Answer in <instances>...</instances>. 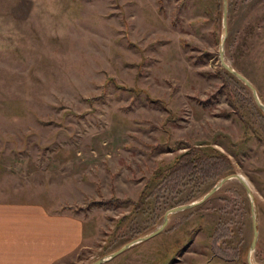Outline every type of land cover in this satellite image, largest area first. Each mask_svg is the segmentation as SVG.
I'll return each instance as SVG.
<instances>
[{
    "label": "rangeland",
    "instance_id": "374dc122",
    "mask_svg": "<svg viewBox=\"0 0 264 264\" xmlns=\"http://www.w3.org/2000/svg\"><path fill=\"white\" fill-rule=\"evenodd\" d=\"M0 0V204H40L84 227L56 264H264V0ZM219 12V13H218ZM226 72V73H224ZM231 76V75H230ZM191 147L225 156L206 184L133 203ZM194 196L193 200L191 196ZM122 202V203H120ZM124 202V203H123Z\"/></svg>",
    "mask_w": 264,
    "mask_h": 264
},
{
    "label": "crops",
    "instance_id": "0c3cea01",
    "mask_svg": "<svg viewBox=\"0 0 264 264\" xmlns=\"http://www.w3.org/2000/svg\"><path fill=\"white\" fill-rule=\"evenodd\" d=\"M62 213L40 204H0V264H56L72 255L83 242L84 227Z\"/></svg>",
    "mask_w": 264,
    "mask_h": 264
},
{
    "label": "trees",
    "instance_id": "16d2710c",
    "mask_svg": "<svg viewBox=\"0 0 264 264\" xmlns=\"http://www.w3.org/2000/svg\"><path fill=\"white\" fill-rule=\"evenodd\" d=\"M230 75L228 76L233 79L232 75ZM223 159L227 160L225 156L216 150L211 149L207 152L199 147H191L175 158L169 166L157 168L145 188L141 191L138 201L133 203L128 200L127 203L133 205L135 214L139 213L138 210L144 209L147 201L156 196V188L151 189L153 185H160L161 188L159 189L169 188L175 190L182 182H188L193 183L192 190H198V188L206 184L205 178L211 175L212 169L210 168L212 164ZM193 199L194 196L192 195L190 200Z\"/></svg>",
    "mask_w": 264,
    "mask_h": 264
},
{
    "label": "water",
    "instance_id": "95a60500",
    "mask_svg": "<svg viewBox=\"0 0 264 264\" xmlns=\"http://www.w3.org/2000/svg\"><path fill=\"white\" fill-rule=\"evenodd\" d=\"M227 0H223V26L226 32V17H227V6H226ZM226 37V34H225ZM225 37H223L222 41H221V47H220V51H219V59H220V63L221 66L228 72L230 73L232 76H234L235 78H237L238 80L242 81L245 86L247 88H249L253 94V98L256 102V105L258 106V108L264 112V105L260 102L259 97L257 95V92L255 90V88L252 86V84L245 78L243 77L241 74H239L238 72H236L234 69H232L231 67H229L223 59V49H222V45L224 43ZM231 180H237L240 185L242 186V188L244 189L248 199H249V204H250V212H251V220H252V229H253V238H252V242L250 244V250H253L255 247V243L258 237V228H257V220H256V215H255V210H254V197L251 191L250 186L248 185V183L243 179V177L241 175L238 174H232V175H228L225 176L224 178H222L215 186H213L205 195H203L199 200L191 202L189 204H185L182 206H178L175 208L170 209L169 211H167L164 215V219H163V224L155 231L151 232L150 234H148L147 236L144 237H140L136 240H133L132 242L125 244L124 246H122L121 248H119L118 250H116L115 252H113L108 258L106 259H99L94 263L91 264H103L104 262H106L107 260L117 256L118 254L122 253L124 250L128 249L129 247L133 246L134 244L146 241L154 236H156L157 234H159L163 228L165 227V225L168 222V216L172 213L175 212H181V211H185V210H189L192 209L200 204H202L203 202H205L207 199H209L218 189H220L224 184H226L227 182L231 181ZM250 264V263H249Z\"/></svg>",
    "mask_w": 264,
    "mask_h": 264
}]
</instances>
